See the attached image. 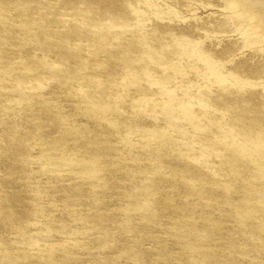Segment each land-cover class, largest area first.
Listing matches in <instances>:
<instances>
[{
  "label": "rangeland",
  "instance_id": "1",
  "mask_svg": "<svg viewBox=\"0 0 264 264\" xmlns=\"http://www.w3.org/2000/svg\"><path fill=\"white\" fill-rule=\"evenodd\" d=\"M175 1L0 0V264H264V55Z\"/></svg>",
  "mask_w": 264,
  "mask_h": 264
},
{
  "label": "bare ground",
  "instance_id": "2",
  "mask_svg": "<svg viewBox=\"0 0 264 264\" xmlns=\"http://www.w3.org/2000/svg\"><path fill=\"white\" fill-rule=\"evenodd\" d=\"M92 1H94V4L98 5V9L102 11L109 10V13L113 17L121 18L124 16L122 10L119 12V0ZM160 1H163L162 4L166 7L172 8L169 3L164 2V0H142L144 7H151L155 10L161 9L162 4H160ZM208 1L205 4H208ZM171 2H173V0H171ZM184 3H186L185 0ZM215 3H217V5ZM215 3L214 5L217 6V8L228 14L219 15L221 16L220 18H211L213 19L212 21L209 20L210 24L212 23V25H210L212 27L211 30L213 29L215 33L223 34L224 36H231V34L235 32L239 34L237 39H233L226 44H223V46L215 52L221 57L230 58L238 52L243 53L245 50L255 48L254 51L260 52V54L257 52L256 55H264V0H216ZM210 4L213 5L212 2ZM193 5L195 6V4H192L190 7ZM208 16L211 17L212 15L208 14L204 17L207 18ZM203 25L201 27H203ZM206 31L208 32L210 30L207 29ZM242 61L235 63L233 67L235 70L239 71V73L246 71L250 74L264 76V57L261 60L254 61L250 65H244ZM253 98L254 97H252V100L254 101Z\"/></svg>",
  "mask_w": 264,
  "mask_h": 264
}]
</instances>
